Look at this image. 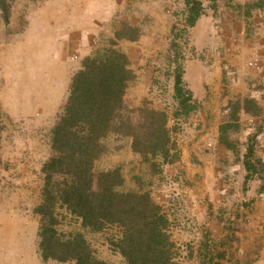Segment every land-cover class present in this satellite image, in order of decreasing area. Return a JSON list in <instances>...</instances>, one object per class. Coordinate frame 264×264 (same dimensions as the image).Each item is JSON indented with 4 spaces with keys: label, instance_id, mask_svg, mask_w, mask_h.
I'll return each instance as SVG.
<instances>
[{
    "label": "rangeland",
    "instance_id": "1",
    "mask_svg": "<svg viewBox=\"0 0 264 264\" xmlns=\"http://www.w3.org/2000/svg\"><path fill=\"white\" fill-rule=\"evenodd\" d=\"M198 1L204 16L194 33L184 32V0L11 1L9 25L0 16V264H40L33 209L41 202L39 171L51 156V129L82 58L121 24L140 32L136 42H117L135 75L124 103L135 109L146 101L167 114L179 161L154 174L131 152L129 138L111 135L95 173L120 167V191L150 193L168 218L178 264H205L221 254L222 264H264V198L255 196L264 180L256 178L244 191L240 163L217 143L229 102L257 89L264 108L263 84L244 69L252 50L264 57V9L247 8L258 0ZM173 39L178 47L170 53ZM169 55L181 63L198 106L177 123ZM240 124L231 139L243 154L247 138L264 128V114L241 116ZM57 216L60 236L81 234L97 259L123 264L111 245L121 236L118 228L91 233L63 209Z\"/></svg>",
    "mask_w": 264,
    "mask_h": 264
},
{
    "label": "trees",
    "instance_id": "2",
    "mask_svg": "<svg viewBox=\"0 0 264 264\" xmlns=\"http://www.w3.org/2000/svg\"><path fill=\"white\" fill-rule=\"evenodd\" d=\"M11 1L0 0V16L5 26L9 25ZM184 6V32H197L204 16L202 4L198 0H184ZM247 8L264 9V0ZM171 33L177 37L175 27ZM139 36L137 28L121 24L112 39L82 58L79 70L70 80L66 102L50 132L51 156L39 171L43 182L41 202L33 209V214L39 219L37 255L40 264H108L95 257L81 234L60 236L57 233L58 209L77 219L80 226L91 233L118 228L121 236L111 245L123 264H178L176 246L167 233L168 218L150 193L140 189L120 191L124 185L120 167L94 171L95 163L107 151L103 141L111 135L129 138L131 152L154 174H158L162 166H172L179 161L167 114L150 108L146 101L135 109H129L124 103L126 90L135 75L127 56L117 49V42H136ZM177 47L173 39L170 53ZM168 58L174 66L173 119L177 123L188 119L198 106L177 56ZM197 89L203 94L198 82ZM253 91L258 90L247 89L244 96L228 103L227 120L219 125L217 138L218 145L240 163L244 191L256 178L264 180V163L255 156L262 128L247 138L243 154L231 139L242 130L241 116L258 119L264 114ZM255 196L264 198V184L255 188ZM223 258L221 254L205 264H222L219 259Z\"/></svg>",
    "mask_w": 264,
    "mask_h": 264
},
{
    "label": "crops",
    "instance_id": "3",
    "mask_svg": "<svg viewBox=\"0 0 264 264\" xmlns=\"http://www.w3.org/2000/svg\"><path fill=\"white\" fill-rule=\"evenodd\" d=\"M261 51H251L250 56L248 58V62L254 59V56L257 55V63L256 67L249 69L244 68L246 71L249 72L252 79L255 80L256 83H261L264 86V57L260 53ZM257 158L261 159V161L264 163V128L262 129L261 134L257 137V145H256V151Z\"/></svg>",
    "mask_w": 264,
    "mask_h": 264
},
{
    "label": "built area",
    "instance_id": "4",
    "mask_svg": "<svg viewBox=\"0 0 264 264\" xmlns=\"http://www.w3.org/2000/svg\"><path fill=\"white\" fill-rule=\"evenodd\" d=\"M257 58H258L257 55L254 56V59L247 63V68H249V69L255 68L256 63H257Z\"/></svg>",
    "mask_w": 264,
    "mask_h": 264
}]
</instances>
